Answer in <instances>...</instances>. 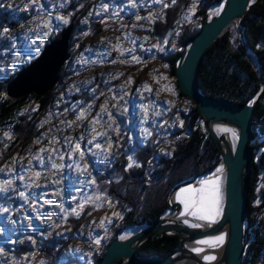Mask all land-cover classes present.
I'll return each mask as SVG.
<instances>
[{
    "label": "rangeland",
    "instance_id": "rangeland-1",
    "mask_svg": "<svg viewBox=\"0 0 264 264\" xmlns=\"http://www.w3.org/2000/svg\"><path fill=\"white\" fill-rule=\"evenodd\" d=\"M26 2L0 0V31L9 29L0 35V81L59 34L66 24L56 16H67L74 29L46 104L26 101L15 111L19 127L6 122L0 128V185L10 182L8 191L0 192V264H93L126 229L108 191L109 182L120 178V165L127 169L130 156L137 164V152L146 149L147 176L189 136L181 122L194 102L179 91L169 57L201 26L200 0L194 11L189 0L163 35L151 32L153 21L172 0H135V6L128 0H41L43 10L30 5L25 11ZM49 12L52 31L43 26ZM226 29L234 44L241 41L236 22ZM77 144L83 156L74 150ZM114 264H127L126 257Z\"/></svg>",
    "mask_w": 264,
    "mask_h": 264
},
{
    "label": "trees",
    "instance_id": "trees-1",
    "mask_svg": "<svg viewBox=\"0 0 264 264\" xmlns=\"http://www.w3.org/2000/svg\"><path fill=\"white\" fill-rule=\"evenodd\" d=\"M188 1L176 0L174 4L165 7L162 15L154 19L151 32L163 35L172 28ZM216 1L200 0L198 10L202 12L203 20ZM241 22L249 48L259 57L264 70V0H250ZM200 27L186 36L183 42ZM226 28L204 51L197 73V84L207 96L242 103L259 87L260 75L251 52L239 38L234 44ZM181 52L182 49L169 57L173 73ZM13 76L0 81V128L6 122L18 128L15 111L31 99L43 106L50 93L47 91L38 95L29 92L17 98L10 97L5 85ZM252 123V137L248 141L252 161L247 185L246 238L241 264H264V90L255 103ZM183 128L189 136L176 143L171 155L163 160L160 168L153 169L145 176L149 152L140 149L137 152L139 166L134 164L125 169L121 164L120 178L109 182V194L120 206L125 226L154 222L168 209V194L175 183L209 169L220 159L218 147L205 131L195 104L183 115ZM177 242L175 233H155L140 242L136 253L140 256L164 255Z\"/></svg>",
    "mask_w": 264,
    "mask_h": 264
},
{
    "label": "water",
    "instance_id": "water-1",
    "mask_svg": "<svg viewBox=\"0 0 264 264\" xmlns=\"http://www.w3.org/2000/svg\"><path fill=\"white\" fill-rule=\"evenodd\" d=\"M250 0H218L207 11L200 29L183 42L182 52L175 66L174 75L179 91L190 98L196 105L203 121L205 131L214 141L220 153V159L209 169L186 177L175 183L168 194V210L160 214L151 223H139L126 227H139L120 239L122 231L115 234L107 243L103 254L93 264H114L126 257L127 264H178L181 259L178 253L185 252L198 264H241L246 238V202L249 171L252 161L248 141L252 137V113L255 103L264 90V70L259 57L246 41L242 26V17ZM236 22L240 38L246 49L253 55L260 75V85L252 96L242 102L214 98L204 94L197 84V73L204 51L216 37L229 25ZM74 23L69 22L59 31V36L47 42L40 53L23 66L5 85L8 96L17 98L34 92L42 95L50 91L60 78V70L68 57L69 40ZM223 122L236 128V139L230 145L223 133L212 126ZM218 162L223 164V194L220 211L217 217L206 225L185 223L184 219L169 218V212H178L181 204L173 201L171 195L180 186L191 182L197 175L212 169ZM186 218V217H185ZM192 221L197 216H188ZM125 228V227H124ZM226 229V236L220 256L212 262L202 260L184 243L194 241ZM160 232L177 234V244L164 255H138L136 248L150 235ZM48 264H56L50 261ZM87 264V263H78Z\"/></svg>",
    "mask_w": 264,
    "mask_h": 264
},
{
    "label": "bare ground",
    "instance_id": "bare-ground-1",
    "mask_svg": "<svg viewBox=\"0 0 264 264\" xmlns=\"http://www.w3.org/2000/svg\"><path fill=\"white\" fill-rule=\"evenodd\" d=\"M212 126L214 127V129H216V131L219 133H223L224 136L226 137V140L228 141V143L230 145H233L236 139V128L233 125L227 124V123H223V122H215L212 124ZM233 133H235V135H233ZM223 164L221 162H219L217 164V166L213 167V169L210 171H206L202 174L204 175H199L196 176L191 182L184 184L182 186H180L179 188H177L175 190V192L171 195V199L173 201H178L181 204V208L178 212H169L167 214V217L169 218H176V219H184L185 217H188L189 214V209L185 208V203L182 202L184 200H187L189 197L188 193H181V189H185V188H205L206 190H213V188H215V190L218 191V195H219V203H218V207H219V211L221 208V196H222V175H223ZM219 169V171H218ZM210 171V172H209ZM208 172V173H207ZM206 173V174H205ZM201 181H207L210 182L208 184L202 185L200 182ZM214 182V184L212 183ZM180 194L179 198L177 194ZM191 211H195V209H191ZM219 213V212H218ZM218 214H216L214 216L213 219H200L199 215H197V220L193 221L194 225H206L208 223H210L211 221H213ZM139 227L137 226H132V227H127L126 229H124V231L122 232L123 236H127L129 233L135 231L136 229H138ZM220 235L226 236V229L223 228L221 231L212 234V235H208L206 237L194 240V241H186L184 243V245L190 249H202V251H194L202 260L206 261V262H212L215 261L221 254V250H222V245L223 243H217L214 238L218 237ZM201 241H206L207 243H199ZM224 242V240H223ZM176 255H180V258L177 262L178 264H198L194 259H192L189 254L182 252V253H178ZM205 256H214L215 259L213 260H205L204 257Z\"/></svg>",
    "mask_w": 264,
    "mask_h": 264
},
{
    "label": "snow or ice",
    "instance_id": "snow-or-ice-1",
    "mask_svg": "<svg viewBox=\"0 0 264 264\" xmlns=\"http://www.w3.org/2000/svg\"><path fill=\"white\" fill-rule=\"evenodd\" d=\"M65 2H67V0H65ZM128 2L132 6H135V0H128ZM156 2L159 3L160 0H156ZM175 2H176V0H172L173 4ZM30 5H35L40 10L44 9V5L41 3V0H27V2L24 4V10L27 11ZM8 6L11 7L12 5L9 4ZM62 6L63 5H61V7ZM195 6H196V0H194V4H193V6H192V8L190 10L194 11L195 10ZM2 7H4V4L0 3V8H2ZM164 7H168V5L164 4ZM103 8H104V11H107L108 10V5L104 4ZM97 14H99V13H97ZM69 15H71V14H69ZM89 15H92V13L90 12ZM48 16H49V19H48L47 22H45L43 24V26L45 28H48V31H52V28L50 27V25L52 24V13L49 12ZM152 16H153V14H149L148 18H151ZM139 19H141V17L137 16V20H139ZM55 20L59 21V22H62L63 24H68L69 23V19H68L67 16H56ZM8 31H9V29L7 27H4L3 30L0 31V35H3L5 33H7ZM44 35L47 36L48 32H45ZM165 42H167V41H165ZM153 47H157V46L153 45ZM122 51H127V49H124ZM133 60L138 62V58L137 57H133ZM145 88H146V90L150 91V89L147 88V85H145ZM102 109H103V106H102ZM82 116H83V113H81V116L77 117V119L82 118ZM181 126H183L182 122H181ZM145 132L147 133V135H149V136L151 135V132H148L147 129H145ZM97 135H101V134L97 133ZM233 135H235V133H233ZM5 136H8L10 138V133L6 132ZM89 143H91V142H89ZM96 147L100 148V145L97 144ZM109 147H111V144L109 145ZM74 150L75 151H80V145L77 144L75 146ZM41 151H45V149H41ZM105 151H107V150H105ZM80 155L83 156V152L82 151H80ZM128 159H129L128 167L131 168L136 162L133 160V158L131 156ZM29 163H31V161H29ZM136 166L138 167L139 165L136 164ZM52 167L55 168V167H57V165L53 164ZM61 167H63V165H61ZM86 170L87 169L85 168V171ZM218 171H219V169H218ZM200 183L202 185H205V184H208L210 182L201 181ZM212 183L214 184V182H212ZM9 186H10V182H6L5 185H0V192L8 191V187ZM181 193H188L189 194L188 199L184 200L182 202L185 203V208L190 210L189 211L190 215H194V216L199 215L200 219H213L214 216L216 214H218V212H219V207H218L219 195H218V191L215 190V188H213V190H206L203 187H201L199 189L189 187V188L181 189ZM20 195L23 196L24 193H20ZM177 195H178V198H179L180 194L178 193ZM78 207L82 210L84 205L80 204ZM191 209H195V211H191ZM4 211H8V210L4 209ZM72 212H73L74 215H77V216H79V214H80L79 211H77L76 209H73ZM113 215L119 217L120 213H113ZM105 219H108V218H105ZM109 222H111L110 219H109ZM185 223H187V221H185ZM101 224H103V220L101 221ZM125 238H126L125 236H121L120 237V239H122V240L125 239ZM214 240L217 243H223L224 236L220 235L218 237H215ZM95 242H96V244H100L101 241L99 239H97ZM199 243H207V242L206 241H201ZM3 251L4 250L2 248H0V253H3ZM77 251H79V250H77ZM193 251L199 252V251H202V249H193ZM88 255H91V253H88ZM204 259L205 260H213V259H215V257L214 256H205Z\"/></svg>",
    "mask_w": 264,
    "mask_h": 264
},
{
    "label": "flooded vegetation",
    "instance_id": "flooded-vegetation-1",
    "mask_svg": "<svg viewBox=\"0 0 264 264\" xmlns=\"http://www.w3.org/2000/svg\"><path fill=\"white\" fill-rule=\"evenodd\" d=\"M125 228H127V227H125ZM105 250V249H104ZM52 261H55V260H52ZM96 261V260H95ZM56 263V262H55ZM57 264V263H56ZM78 264V263H77Z\"/></svg>",
    "mask_w": 264,
    "mask_h": 264
}]
</instances>
